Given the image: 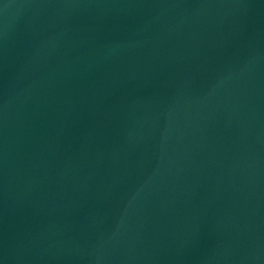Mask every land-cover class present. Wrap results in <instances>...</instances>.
I'll return each instance as SVG.
<instances>
[{
	"label": "water",
	"instance_id": "obj_1",
	"mask_svg": "<svg viewBox=\"0 0 264 264\" xmlns=\"http://www.w3.org/2000/svg\"><path fill=\"white\" fill-rule=\"evenodd\" d=\"M0 264H264V0H0Z\"/></svg>",
	"mask_w": 264,
	"mask_h": 264
}]
</instances>
